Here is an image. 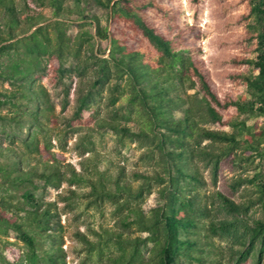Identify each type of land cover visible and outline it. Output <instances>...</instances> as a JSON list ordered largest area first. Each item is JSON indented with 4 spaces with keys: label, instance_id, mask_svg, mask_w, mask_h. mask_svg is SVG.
<instances>
[{
    "label": "trees",
    "instance_id": "obj_1",
    "mask_svg": "<svg viewBox=\"0 0 264 264\" xmlns=\"http://www.w3.org/2000/svg\"><path fill=\"white\" fill-rule=\"evenodd\" d=\"M40 1L53 9L56 20L47 23L51 18L32 13L35 10L26 0L23 6L17 0H0V77L23 79L14 90H0V121L30 125L24 150L15 146L14 139L7 138V145L0 144V182L36 187L35 182H42L56 188L63 182H87L91 185L88 192L80 194L71 189L63 198L90 196L95 204L109 200L115 202L118 212L127 209L128 214L120 216L122 228L103 227L105 239L119 245V252L107 256L111 264H262L264 216L253 218L250 212L259 207L264 215V166L253 168L251 177L233 180L234 189L248 183L256 186V197L237 203L219 191L209 195L201 191L206 180L197 160L210 167L214 184L221 162L235 161L232 154L241 145L249 152L244 157L247 162L254 158L264 161V129L252 131L245 120L228 114L235 110L264 116V0H239L247 7L240 20L246 22V28L235 40L241 53L230 57L234 68L226 73L230 82L246 87L247 96L236 95L232 87L220 92L199 54L197 28L182 23L175 0ZM90 1L108 10L106 25L82 6ZM192 1L200 4L202 0ZM70 11L82 15L95 30L83 24L72 40L63 20ZM96 40L108 41V48H96ZM47 55L53 59L59 80L75 71L82 80L93 77L94 88L108 86L114 107L120 97L116 92L124 95V88L110 83L125 80L129 113L119 115L116 110L109 118H96L94 125L90 124L92 118L84 124L82 118L94 101V92L80 80L77 108L66 125L74 130L81 122L90 130L107 128L146 139L150 144L147 154L159 157V169L154 173L133 171L134 177L143 179L138 188L132 186L123 166H118L116 174L97 167L92 173L78 172L51 151L49 123L57 122L58 116L48 89L35 77L40 59ZM68 57L77 59L73 68L65 67ZM188 89L196 92L187 94ZM70 91L71 85L66 88L63 109L69 104ZM3 107L11 112L3 114ZM179 110L181 116L176 115ZM132 120L135 127L130 125ZM201 122L231 126L235 132L206 128ZM39 132L44 134V146ZM203 139L210 140L209 144L202 146ZM88 143L85 150L92 151L94 142L89 138ZM44 152L51 158L45 159ZM151 181L163 185L159 191L162 203L145 213L130 201L144 197ZM23 201L21 210L25 214L14 216L9 215L10 203L0 200V230L14 229L19 234L28 246L31 264H40L38 237L51 243L45 251L47 264H66L57 203L46 202L30 191L24 193ZM221 213L224 216H219ZM133 224L147 236L131 237L129 228ZM78 234L88 241L84 234Z\"/></svg>",
    "mask_w": 264,
    "mask_h": 264
},
{
    "label": "rangeland",
    "instance_id": "obj_2",
    "mask_svg": "<svg viewBox=\"0 0 264 264\" xmlns=\"http://www.w3.org/2000/svg\"><path fill=\"white\" fill-rule=\"evenodd\" d=\"M20 6H23L25 0H17ZM180 8L181 21L187 25H195L197 28V48L200 56L205 61L206 66L210 69L212 78L219 86L220 92L223 94L225 90L232 87L236 95L244 94L247 96L246 87L243 84H235L228 80L226 73L234 67L229 63L231 56L241 53V47L237 44L238 34L246 28V22H240L241 15L247 12L245 4L239 0H202L200 4H195L192 0H175ZM26 3L35 11L32 13H41L51 18L48 22L56 20L53 9L40 0H26ZM86 12H92L98 15L101 23H108V10L96 5L93 1L84 3ZM75 10V9H72ZM69 17L63 19L65 21L64 29L72 40L78 34L81 26L85 24V28L94 31V26L82 19V15L76 11L68 12ZM61 20V19H60ZM34 29V28H33ZM32 29V30H33ZM107 47L108 41L96 40V48ZM109 50H107L106 56ZM253 55V54H249ZM103 56V55H102ZM82 57H85L83 51ZM6 57L4 60L6 61ZM65 67L73 68L77 59L68 57ZM8 61V60H7ZM55 65L52 57L45 56L40 59L39 69L36 71V79L39 84H43L51 95L52 102L55 106V113L58 116L57 122L49 123V131L51 133V151L63 163H71L78 172L92 173L97 167L100 170L110 169L114 174L118 171V166H123L126 176L131 180L132 186L138 188L143 179L133 176V171L146 170L154 173L155 168L159 169L157 160L158 156H148V146L150 145L146 139L138 137L126 136L123 132H117L111 129L90 130L82 127L79 122L74 130L68 129L67 121L73 119V114L77 108V92L76 89L80 85V76L75 72H71L63 80H59L56 76ZM239 69H242L241 67ZM92 69H89L91 72ZM42 73V74H41ZM91 75V74H90ZM93 77L88 76L82 80L87 90L94 92V101L88 112H85L82 118L84 124L89 118L91 125L98 117L109 118L114 111H118L119 115H126L131 108L127 103L128 90L125 80H112L110 86L119 83L121 89L124 88V95L116 92V96H120L115 107L110 103L112 95L111 89L106 86L103 89L94 88L92 83ZM23 79H3L0 77V90H14L19 87ZM71 85L70 95L67 100L66 109L63 104L66 98V88ZM196 89H188L187 94H193ZM3 114L10 113L11 110L3 107ZM182 110L176 112L177 116L182 115ZM229 115L245 120L246 125L252 131H260L264 129V116H250L249 114H240L235 110H229ZM136 118V115H133ZM135 121H130V125L135 127ZM201 126L210 129H220L227 132H235L231 126L222 127L219 123L201 122ZM97 128V127H96ZM30 125L27 122H21V125L0 121V144H8L7 138L15 140V146L19 149H25L24 139ZM35 130V129H33ZM61 130V131H60ZM41 146H44V134L38 133ZM89 138L94 142L93 150L86 151L85 148L90 146ZM210 140L203 139L202 146L209 144ZM241 156L242 159H240ZM249 155L244 145H241L233 152V162L222 161L218 173L217 182H212V174L210 167L205 165L202 160H197L201 171L205 177L206 185L201 191L207 195L219 191L235 202H242L248 197H256V186L254 184H243L239 188L234 189L231 183L239 176L251 177L255 171L253 168L264 166V161L260 158H254L248 161L244 158ZM255 156V155H254ZM44 158L50 159L51 154L44 152ZM34 163V162H32ZM261 167V168H262ZM33 184H20L11 186L0 182V200L9 202L11 207L9 215L23 216L25 213L21 210L23 206V195L30 191L37 197L46 202H56L58 211L61 215V224L63 225L62 246L65 250L66 264H111L107 256L119 252V245L114 241L105 239L106 234L103 227L106 228H122L119 223L122 214H128L127 209L121 211L116 210V204L113 201L105 200L99 204H95L88 197H74L65 200L63 197L70 195V190L74 189L80 194L88 192L91 189L89 183L63 182L59 188L52 186H44L42 182ZM162 184L154 181L150 182V186L145 189L144 197L140 200L130 201L133 206H139L145 213H149L153 207L162 203L160 199V189ZM150 190V191H149ZM211 200L209 199V203ZM253 218H263V213L259 207H254L251 212ZM224 216V213L219 214ZM34 230H38L34 227ZM84 234L88 241L79 236ZM103 235H99V234ZM131 237L145 238L147 233L141 231L136 225L129 228ZM223 246H227L225 241L217 240ZM37 254L40 264H47L45 259V251L51 248V243L42 237L37 238ZM93 243V244H92ZM93 247V248H92ZM145 253L146 249L142 245ZM102 254V255H101ZM29 249L14 229L0 230V264H31L28 258ZM264 264V260L263 263Z\"/></svg>",
    "mask_w": 264,
    "mask_h": 264
}]
</instances>
